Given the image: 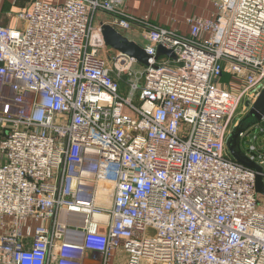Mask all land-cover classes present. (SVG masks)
Instances as JSON below:
<instances>
[{
    "label": "built area",
    "instance_id": "obj_1",
    "mask_svg": "<svg viewBox=\"0 0 264 264\" xmlns=\"http://www.w3.org/2000/svg\"><path fill=\"white\" fill-rule=\"evenodd\" d=\"M124 1L0 25V264H264V115L230 122L264 88V0H210L186 32ZM105 24L140 37L142 72Z\"/></svg>",
    "mask_w": 264,
    "mask_h": 264
},
{
    "label": "crops",
    "instance_id": "obj_2",
    "mask_svg": "<svg viewBox=\"0 0 264 264\" xmlns=\"http://www.w3.org/2000/svg\"><path fill=\"white\" fill-rule=\"evenodd\" d=\"M33 1L0 0V25L8 28L14 27L16 23L13 15L30 9ZM45 1L52 3L56 0ZM124 7L134 16L147 17L157 25L179 32L188 30L187 17L210 18L214 13V7L210 0H125ZM7 16H11V19H8ZM128 34L129 38L135 41L137 38L135 33ZM234 88L237 89L238 86H234Z\"/></svg>",
    "mask_w": 264,
    "mask_h": 264
},
{
    "label": "water",
    "instance_id": "obj_3",
    "mask_svg": "<svg viewBox=\"0 0 264 264\" xmlns=\"http://www.w3.org/2000/svg\"><path fill=\"white\" fill-rule=\"evenodd\" d=\"M101 33L104 43L107 47L121 54L128 55L134 58L141 65H148L149 56L145 53L144 49L139 44H137L132 40H129L127 37L117 32L114 28H112L108 24L102 26ZM161 56H166L173 60H176V56L171 51H168L165 48L158 46L156 49L155 58L157 59ZM245 106L248 107V103H246ZM263 115H264V88L262 89L255 103L253 104L252 108H250L248 112V116L254 118L257 121H259ZM236 138H237V133H231L226 142V147L231 158L245 167L260 172V168L256 164L249 161L247 158L242 157L235 150ZM255 188H256V192L264 195V187L260 175H257L256 177Z\"/></svg>",
    "mask_w": 264,
    "mask_h": 264
},
{
    "label": "rangeland",
    "instance_id": "obj_4",
    "mask_svg": "<svg viewBox=\"0 0 264 264\" xmlns=\"http://www.w3.org/2000/svg\"><path fill=\"white\" fill-rule=\"evenodd\" d=\"M11 14H14V13H11ZM16 14L13 15V17L15 16ZM8 19H11V16H7ZM129 39V37H128ZM131 40V39H129ZM134 41V40H132ZM135 41L139 44L141 42V39L140 37H137L135 38ZM144 69L143 65L141 64H135L134 67H133V70L140 73L142 72ZM230 76L228 75H224L223 78L221 79V83L222 84H226L230 81ZM135 104H137V101L135 102ZM245 106V101H241L234 113V116L232 117L231 119V124H233L234 122L236 121H240V120H245L243 122H252V119L251 118H248V113L245 112V109L243 108ZM231 127V125H230Z\"/></svg>",
    "mask_w": 264,
    "mask_h": 264
},
{
    "label": "trees",
    "instance_id": "obj_5",
    "mask_svg": "<svg viewBox=\"0 0 264 264\" xmlns=\"http://www.w3.org/2000/svg\"><path fill=\"white\" fill-rule=\"evenodd\" d=\"M224 75H227V74H224ZM229 76V75H228Z\"/></svg>",
    "mask_w": 264,
    "mask_h": 264
}]
</instances>
